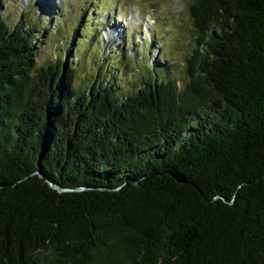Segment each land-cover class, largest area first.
<instances>
[{"label":"trees","instance_id":"obj_1","mask_svg":"<svg viewBox=\"0 0 264 264\" xmlns=\"http://www.w3.org/2000/svg\"><path fill=\"white\" fill-rule=\"evenodd\" d=\"M183 1L188 79L122 96L0 17V264H264V0Z\"/></svg>","mask_w":264,"mask_h":264},{"label":"rangeland","instance_id":"obj_2","mask_svg":"<svg viewBox=\"0 0 264 264\" xmlns=\"http://www.w3.org/2000/svg\"><path fill=\"white\" fill-rule=\"evenodd\" d=\"M187 13L183 0H0L9 26L34 24L35 66L70 63L73 85L81 86L103 56L93 83L109 77L119 96L164 79V69L166 78L188 79L184 57L195 35Z\"/></svg>","mask_w":264,"mask_h":264},{"label":"water","instance_id":"obj_3","mask_svg":"<svg viewBox=\"0 0 264 264\" xmlns=\"http://www.w3.org/2000/svg\"><path fill=\"white\" fill-rule=\"evenodd\" d=\"M51 185V187H53V188H56V189H58V190H61V188L60 187H57L56 185H54V184H50Z\"/></svg>","mask_w":264,"mask_h":264},{"label":"bare ground","instance_id":"obj_4","mask_svg":"<svg viewBox=\"0 0 264 264\" xmlns=\"http://www.w3.org/2000/svg\"><path fill=\"white\" fill-rule=\"evenodd\" d=\"M105 33V35L107 36L108 34L106 33V32H104ZM113 32H111V34H112Z\"/></svg>","mask_w":264,"mask_h":264}]
</instances>
